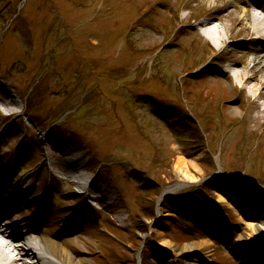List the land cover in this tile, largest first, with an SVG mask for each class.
<instances>
[{
    "label": "rangeland",
    "instance_id": "rangeland-1",
    "mask_svg": "<svg viewBox=\"0 0 264 264\" xmlns=\"http://www.w3.org/2000/svg\"><path fill=\"white\" fill-rule=\"evenodd\" d=\"M225 4L0 0V184L10 192L0 199L11 219L37 222L70 251L86 243L77 248L92 264H264V238L239 239L238 219L253 203L264 216V190L252 192L264 189V118L254 96L206 81L222 78L227 55L249 69L253 43L234 26L218 50L193 28ZM243 10L235 1L230 20L249 25ZM178 162L204 183L174 187ZM78 174L90 191L67 179ZM76 225L90 231L68 232ZM206 236L208 257L178 252Z\"/></svg>",
    "mask_w": 264,
    "mask_h": 264
},
{
    "label": "bare ground",
    "instance_id": "bare-ground-1",
    "mask_svg": "<svg viewBox=\"0 0 264 264\" xmlns=\"http://www.w3.org/2000/svg\"><path fill=\"white\" fill-rule=\"evenodd\" d=\"M226 4L224 7L219 8L218 6H213L206 16V18L199 23H197L193 28L196 30L201 29L203 35L215 45L218 50H223L226 46L227 40H231V34L234 32V26L238 27V30L234 34H242V43L246 44L249 42L253 43L252 48L246 49L245 53H252L254 60L249 69L245 66L240 65H230L234 62V58L231 55L222 57L220 60L222 62V78L214 79L213 77L206 78V81H219L223 80L230 83L233 87H238L240 94L246 96H254L255 103L254 108L258 110L260 116L264 118V0H222ZM237 1L244 7V15L248 17L249 25L243 23L242 18L230 20V7L233 3ZM229 18L230 24L223 22L224 18ZM218 22V23H215ZM194 31V33H195ZM251 37V39H249ZM226 48V47H225ZM223 62H228L226 66ZM261 78V79H260ZM234 110V109H233ZM260 124V122H257ZM65 166L70 171H75L80 165L77 164L75 160L65 161ZM176 170L179 172V180L175 185L191 184L195 181L194 175L191 174L189 167L186 163L182 165L178 162L175 165ZM76 173V172H75ZM80 179V187L86 191H90L91 187L86 186L87 178L82 174L77 175ZM7 182H4L3 186H6ZM2 188H0L1 192ZM264 189H260L258 186H252V192L255 196H258L259 192ZM101 192V191H100ZM1 202V201H0ZM260 205L252 204L251 212L247 215H239L238 219L240 221L241 227H243L246 232L240 234L239 239L252 242L260 235L264 234V216L258 212ZM8 215L7 209L4 205L0 209V229L6 230L1 225V221H6V224L11 223V218ZM24 222V220H22ZM57 222V221H56ZM25 227L32 231H36L38 223L27 224ZM70 233H79L84 230L89 232L90 229L83 228L78 225L70 226ZM9 229V228H7ZM81 233V232H80ZM8 239L12 240L14 245L11 248L10 253L12 257L9 261L0 260V264H92V260L88 259L86 254L79 250L78 248L86 245L84 242L77 240L72 241L74 247L72 251L67 249L63 244H58L55 239L49 240L44 235H41V239L45 253L44 256H38L32 252H24L22 243L15 241L13 234L8 235ZM88 240V239H87ZM22 242V240L20 241ZM160 248L173 249L172 244L167 240H163L160 243ZM78 247V248H77ZM212 244L209 240L205 239L199 243L191 242L187 243L182 249H177L180 253L186 252H198L205 257H208L211 251ZM236 247L232 245L231 251L235 250ZM175 250V249H174ZM227 254V253H226ZM74 255V256H73ZM139 259V258H138ZM245 262L249 263V259L243 258ZM144 264V263H140Z\"/></svg>",
    "mask_w": 264,
    "mask_h": 264
},
{
    "label": "trees",
    "instance_id": "trees-1",
    "mask_svg": "<svg viewBox=\"0 0 264 264\" xmlns=\"http://www.w3.org/2000/svg\"><path fill=\"white\" fill-rule=\"evenodd\" d=\"M206 190V189H205ZM203 191V190H202Z\"/></svg>",
    "mask_w": 264,
    "mask_h": 264
}]
</instances>
